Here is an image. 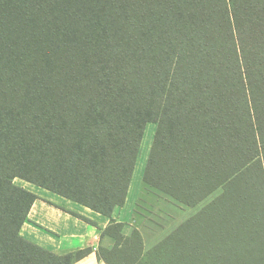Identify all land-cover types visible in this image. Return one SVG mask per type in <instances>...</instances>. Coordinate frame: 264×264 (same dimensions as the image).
I'll return each mask as SVG.
<instances>
[{
	"label": "trees",
	"instance_id": "obj_1",
	"mask_svg": "<svg viewBox=\"0 0 264 264\" xmlns=\"http://www.w3.org/2000/svg\"><path fill=\"white\" fill-rule=\"evenodd\" d=\"M148 123L145 184L222 194L144 253L111 215ZM16 178L107 217L105 264H264V0H0V264L83 259L20 236Z\"/></svg>",
	"mask_w": 264,
	"mask_h": 264
},
{
	"label": "crops",
	"instance_id": "obj_2",
	"mask_svg": "<svg viewBox=\"0 0 264 264\" xmlns=\"http://www.w3.org/2000/svg\"><path fill=\"white\" fill-rule=\"evenodd\" d=\"M132 187L133 179L131 178L124 204L116 207L111 215V218L118 224H131L129 215L133 209L129 211L128 199ZM144 187L149 188L150 186L144 184ZM42 193L43 199L47 202L35 201L27 216V222L25 221L20 230V235L57 256L89 250L83 259L74 264H105L97 258L96 250L99 247L111 249L114 245V241L104 235V231L110 225V220L48 191L42 190ZM70 213L89 220L91 224H87ZM142 241L144 249L155 245V243L148 244L149 237L147 240L142 238Z\"/></svg>",
	"mask_w": 264,
	"mask_h": 264
},
{
	"label": "rangeland",
	"instance_id": "obj_3",
	"mask_svg": "<svg viewBox=\"0 0 264 264\" xmlns=\"http://www.w3.org/2000/svg\"><path fill=\"white\" fill-rule=\"evenodd\" d=\"M156 131L157 124L155 123H148L145 126L143 139L141 141L139 154L136 160V166L132 177L133 187L130 190L128 199L129 211L133 209V211L130 212L131 214L129 215L132 225L128 223L125 224L123 231L126 236L130 237L131 233L136 230L140 233V235H142V238L147 240V237H149L150 241H148V244L150 243L152 245L154 243L155 245L160 243L174 230H176L177 228H181L187 220L195 216L205 206H207L210 202H212L222 194V189L220 188L203 199L197 205L189 207L181 204L180 202H177L174 198L168 196L167 194L161 193L156 189H153L151 187L143 188V185L145 184L143 182V173L148 161ZM13 184L35 194L38 197L37 200L45 201L42 196L43 189L41 190L40 188L19 178L14 179ZM154 246H151L150 248L146 247V249H144V253L150 251ZM99 248L96 250L97 254L99 252ZM80 252H84V254H87L89 250Z\"/></svg>",
	"mask_w": 264,
	"mask_h": 264
}]
</instances>
